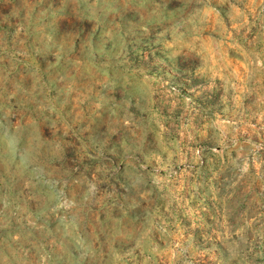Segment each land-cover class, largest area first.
I'll list each match as a JSON object with an SVG mask.
<instances>
[{
	"label": "rangeland",
	"instance_id": "rangeland-1",
	"mask_svg": "<svg viewBox=\"0 0 264 264\" xmlns=\"http://www.w3.org/2000/svg\"><path fill=\"white\" fill-rule=\"evenodd\" d=\"M0 264H264V0H0Z\"/></svg>",
	"mask_w": 264,
	"mask_h": 264
}]
</instances>
